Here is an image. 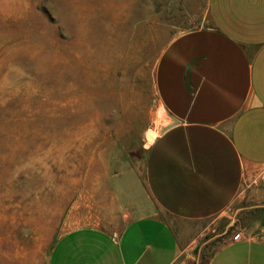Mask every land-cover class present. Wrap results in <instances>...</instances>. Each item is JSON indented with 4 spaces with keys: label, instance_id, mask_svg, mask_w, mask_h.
Returning <instances> with one entry per match:
<instances>
[{
    "label": "rangeland",
    "instance_id": "1",
    "mask_svg": "<svg viewBox=\"0 0 264 264\" xmlns=\"http://www.w3.org/2000/svg\"><path fill=\"white\" fill-rule=\"evenodd\" d=\"M206 8V0H0V264H47L67 230L117 231L134 198L152 202L144 171L158 122L155 66ZM263 224L256 168L224 216L182 223L180 243L194 237L187 252L206 264Z\"/></svg>",
    "mask_w": 264,
    "mask_h": 264
},
{
    "label": "crops",
    "instance_id": "2",
    "mask_svg": "<svg viewBox=\"0 0 264 264\" xmlns=\"http://www.w3.org/2000/svg\"><path fill=\"white\" fill-rule=\"evenodd\" d=\"M206 7L203 23L173 36L155 66L157 121L165 107L180 123L149 134L144 183L152 202L134 198L117 231L67 230L47 264H197L187 252L195 238L181 246L182 223L221 218L253 169H264V0ZM262 226L246 227L206 264H264Z\"/></svg>",
    "mask_w": 264,
    "mask_h": 264
},
{
    "label": "water",
    "instance_id": "3",
    "mask_svg": "<svg viewBox=\"0 0 264 264\" xmlns=\"http://www.w3.org/2000/svg\"><path fill=\"white\" fill-rule=\"evenodd\" d=\"M180 121L174 117L165 107H162L158 115V124L156 128L157 135H162L170 128L178 125ZM233 221H230L232 223ZM227 229L224 230L226 232Z\"/></svg>",
    "mask_w": 264,
    "mask_h": 264
},
{
    "label": "built area",
    "instance_id": "4",
    "mask_svg": "<svg viewBox=\"0 0 264 264\" xmlns=\"http://www.w3.org/2000/svg\"><path fill=\"white\" fill-rule=\"evenodd\" d=\"M259 232H264V225L260 228Z\"/></svg>",
    "mask_w": 264,
    "mask_h": 264
}]
</instances>
